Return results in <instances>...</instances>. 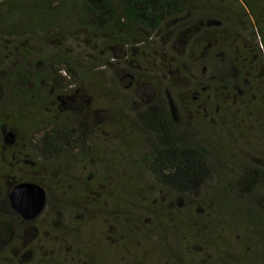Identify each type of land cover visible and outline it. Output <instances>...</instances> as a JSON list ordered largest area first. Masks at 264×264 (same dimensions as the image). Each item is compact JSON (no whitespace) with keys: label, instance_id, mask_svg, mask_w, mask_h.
Here are the masks:
<instances>
[{"label":"trees","instance_id":"obj_1","mask_svg":"<svg viewBox=\"0 0 264 264\" xmlns=\"http://www.w3.org/2000/svg\"><path fill=\"white\" fill-rule=\"evenodd\" d=\"M245 34L255 45L246 46ZM155 37L159 78L136 66V51L118 54ZM70 39L90 48L85 60L95 68L113 66L110 60L128 62L117 83L135 100L128 106L131 117L121 120L142 143L133 167L165 192L158 201L163 211L207 201L218 208L231 204L250 222H264V162L231 159L198 120V114L206 117L221 108L215 96L231 97L233 104L255 97L264 104L259 85L264 0H0V152L9 158L0 176L6 181L0 189V249L26 242L35 231L36 220L24 221L9 203L11 191L22 182L41 185L46 208L52 206L57 216L91 210L73 197L51 193L42 177L22 179L13 172L28 164L33 169L69 165L94 154L93 118L82 104L63 99L75 92L71 84L79 83L78 57L44 55L31 45L32 40L49 45ZM204 103L208 106L201 112ZM31 107L44 115L56 107L59 115L40 120L33 129L10 124V111L22 116ZM19 134L26 136L23 141ZM169 248L174 264H186Z\"/></svg>","mask_w":264,"mask_h":264},{"label":"rangeland","instance_id":"obj_2","mask_svg":"<svg viewBox=\"0 0 264 264\" xmlns=\"http://www.w3.org/2000/svg\"><path fill=\"white\" fill-rule=\"evenodd\" d=\"M251 37L245 34L242 38L247 47L255 45ZM158 43L155 37L152 43L136 46L135 50L124 48L118 54L136 51V66L159 78ZM32 44L44 55L64 52L78 57L79 83H72L69 89L75 92L63 99L68 104L80 103L89 111L96 147L90 159L36 169L28 164L13 172L22 179L42 177L51 193L73 197L83 209L91 210L84 213L71 209L57 216L52 206L45 208L33 225L35 231L27 236L29 240L0 249V264H174L176 257L169 247L186 264H264L263 221L252 223L238 207L224 204L218 208L207 201L193 200L168 213L158 202L165 192L150 175L135 170L132 161L142 143L121 120L131 117L128 106L135 98L121 81L117 83V75L127 61L110 60L113 66L95 68L85 60L90 48L80 39L49 45L32 40ZM162 53L164 56L166 52ZM87 65L90 71H86ZM64 71L62 67L63 76ZM260 76L264 93V70ZM215 98L221 108L217 113L208 109L212 121L208 115L198 114L208 135L230 151L235 161L264 162V104L255 97L235 104L231 97ZM207 106L204 103L199 110L203 112ZM57 115L56 107L45 115L35 107L25 109L22 116L9 112L10 124L19 129H33L40 120ZM18 136L20 141L26 137ZM4 160L9 158H2L0 152V176L5 171ZM5 183V177L0 178V189Z\"/></svg>","mask_w":264,"mask_h":264},{"label":"water","instance_id":"obj_3","mask_svg":"<svg viewBox=\"0 0 264 264\" xmlns=\"http://www.w3.org/2000/svg\"><path fill=\"white\" fill-rule=\"evenodd\" d=\"M47 192L34 182H22L10 193L9 203L13 211L24 221L36 220L47 206Z\"/></svg>","mask_w":264,"mask_h":264}]
</instances>
